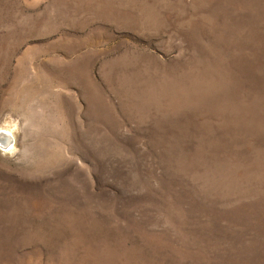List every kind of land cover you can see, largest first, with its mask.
<instances>
[{
  "label": "rangeland",
  "instance_id": "374dc122",
  "mask_svg": "<svg viewBox=\"0 0 264 264\" xmlns=\"http://www.w3.org/2000/svg\"><path fill=\"white\" fill-rule=\"evenodd\" d=\"M0 264H264V0H0Z\"/></svg>",
  "mask_w": 264,
  "mask_h": 264
},
{
  "label": "bare ground",
  "instance_id": "6f19581e",
  "mask_svg": "<svg viewBox=\"0 0 264 264\" xmlns=\"http://www.w3.org/2000/svg\"><path fill=\"white\" fill-rule=\"evenodd\" d=\"M0 139L3 145H9L11 143L9 133L8 134L2 133V135L0 136Z\"/></svg>",
  "mask_w": 264,
  "mask_h": 264
}]
</instances>
